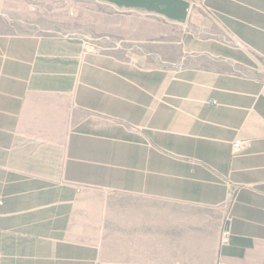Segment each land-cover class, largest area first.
Here are the masks:
<instances>
[{"label": "crops", "instance_id": "0c3cea01", "mask_svg": "<svg viewBox=\"0 0 264 264\" xmlns=\"http://www.w3.org/2000/svg\"><path fill=\"white\" fill-rule=\"evenodd\" d=\"M94 2L0 0V264H264V0Z\"/></svg>", "mask_w": 264, "mask_h": 264}, {"label": "rangeland", "instance_id": "374dc122", "mask_svg": "<svg viewBox=\"0 0 264 264\" xmlns=\"http://www.w3.org/2000/svg\"><path fill=\"white\" fill-rule=\"evenodd\" d=\"M92 10L105 11L107 9L103 5L94 2V0H69L67 15L53 11V15L48 21L51 20L54 28H62L64 33L71 34L83 22L87 23L92 20ZM60 24L63 26H59Z\"/></svg>", "mask_w": 264, "mask_h": 264}, {"label": "built area", "instance_id": "2783aa9c", "mask_svg": "<svg viewBox=\"0 0 264 264\" xmlns=\"http://www.w3.org/2000/svg\"><path fill=\"white\" fill-rule=\"evenodd\" d=\"M72 15H74V14L72 13ZM235 45L237 47H239V48H243V49L246 48V44H244L242 41L235 40ZM262 68H263V80H264V64H263ZM213 104L215 105V104H217V102H213ZM248 144H249L248 141H245V140H242V139H236L233 142V152H234V154L240 153ZM230 236H231L230 230L229 229H225L222 232V242H224V243L228 242Z\"/></svg>", "mask_w": 264, "mask_h": 264}]
</instances>
